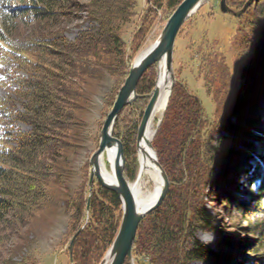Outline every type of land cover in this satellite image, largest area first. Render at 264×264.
Listing matches in <instances>:
<instances>
[{
	"label": "trees",
	"instance_id": "trees-1",
	"mask_svg": "<svg viewBox=\"0 0 264 264\" xmlns=\"http://www.w3.org/2000/svg\"><path fill=\"white\" fill-rule=\"evenodd\" d=\"M148 1L142 24L127 44L123 29L136 14L137 0H89L85 9L94 25L73 39L65 37L58 27L73 15L71 9L76 4L70 0H0V62L5 72L4 79L0 78V88L5 91L0 96V226L25 225L47 201L45 182L56 177L52 156L62 145L64 130L72 124L70 100L78 98L74 79L80 77L83 83L85 74L96 77L105 69L114 82L105 95H110L112 105L128 74L127 52L141 47L144 24L155 13L154 7L164 2ZM181 1L165 0V5L174 10ZM246 1L230 0V4ZM260 2L249 35L236 36L244 49L227 66L225 97L208 89L214 73H197L212 102L210 115L205 114L200 98L185 81L178 79L172 86L152 140L169 188L160 205L138 225L132 245L137 264H144L142 260L147 264H187L193 260L217 264V260H224L227 255L219 247H232L231 239L218 231L221 243L215 250L197 237L198 231L217 228L205 209L207 197L221 196L253 221L254 216H264V0ZM29 24L34 27L30 34L17 32L19 26ZM148 69L136 86L138 98L152 87V81L149 85L145 80ZM129 106L116 118L113 134L123 144L124 175L133 178L138 123H129L123 114ZM239 110L246 120L232 124L230 118ZM216 169L217 179L211 177ZM253 184H257L255 192ZM96 185L87 214L82 189L66 206L71 236L75 235L72 264H97L119 227L122 209L118 196L100 183ZM256 221L251 232L258 235L254 249L260 250L264 247V217ZM1 264H38V259L32 255L19 260L8 257ZM123 264H130L129 260Z\"/></svg>",
	"mask_w": 264,
	"mask_h": 264
},
{
	"label": "rangeland",
	"instance_id": "rangeland-1",
	"mask_svg": "<svg viewBox=\"0 0 264 264\" xmlns=\"http://www.w3.org/2000/svg\"><path fill=\"white\" fill-rule=\"evenodd\" d=\"M70 1L73 5L76 4L71 9L73 15L70 16L69 20L60 23L58 27L61 28L65 37L73 39L79 31L90 28L94 25V22L89 18L85 9V5L89 0ZM219 2L220 0H206L186 18L176 34L172 52L174 83L178 79L185 81L188 89L200 98L206 115L211 114L213 106L206 93L203 81L197 73L199 74V71L203 73L207 70L210 72L209 75L214 73L210 79L208 89L216 91L223 98L225 97L229 81V67L227 66L230 64L229 61L231 59L242 55L244 49L242 41L239 42L236 39L239 36L241 38L244 35H249L250 22L256 18L255 11L261 5L260 0H253L252 2H256V4L251 3L243 13L233 15L222 12L219 8ZM149 4L148 0H137L136 14L123 29V36L127 44H129L133 32H135L137 27L141 26V19L147 7L150 6ZM226 4L234 11H238L245 3L236 2L231 5L230 0H226ZM238 5L241 6L238 7ZM154 9L155 13H152L146 24H144L145 36L141 47L136 52H127L129 57L128 70L136 57L159 38L168 17L174 11L165 5V0L164 2L162 1L160 7H154ZM33 29V25L29 24L24 27L19 26L17 32L25 36L30 34ZM159 66L160 64L157 62L149 66L145 80L148 82L152 81V87L139 98L137 94L136 99L131 104H128L130 106L123 112L125 117L130 120L129 123H133V121L139 123L142 116L141 113H143L149 100V94L156 83ZM3 70L0 62V78L2 79H4L5 73ZM102 70L104 71L98 72L96 77H94V74H85L83 83L80 77L74 79L76 80L74 81L76 87L78 86L79 88L78 98L70 100L69 104L74 113L71 120L72 124L64 130L62 145L57 148L52 156V168L56 172V177H52L45 182L47 201L40 209L33 212L25 225L0 226V264L8 257H12L13 260H19L27 255L35 256L38 259V264H72L69 244L74 235L71 236V230L69 229V215L67 214L66 206L75 200L78 190L82 189L83 198L87 202L89 193L97 189L96 183L98 181L95 178L92 184L89 185L90 157L98 147L103 121L119 91L118 89L112 105H110V95L108 94L107 97L105 95L113 88L114 82L112 77L105 72V69ZM19 73L22 74L24 72L20 71ZM125 78H123V82ZM149 85H151V82ZM3 95H5V91L1 86L0 96ZM243 97L242 100H245ZM17 107L21 108L18 104ZM165 108L156 115V128L150 141L151 144L163 119ZM244 119L246 120V117L243 116L242 110H239L238 113L231 116L230 122L238 125V121L242 122ZM16 124L25 129L29 128L23 122H17ZM113 129L114 125L112 135L122 144L120 137L113 134ZM222 133L226 134L224 130ZM217 135L218 133H216L215 137ZM230 136L232 137V133H230ZM152 148L154 149V147ZM136 152L135 143L137 163L134 177H126L129 182L134 181L138 173L139 164ZM216 174L217 169L212 173L211 177L217 179ZM256 185L253 184L252 186L253 192L257 188ZM148 186L150 188L151 184ZM210 187L211 185L208 184L207 189ZM239 189L242 188L239 187ZM205 209L212 215L214 227H217V231L215 229L198 231L197 237L215 250H218V242H220L218 231L221 232L222 236L231 239L233 243L232 247L219 245V249L225 251L227 256L224 260H217V264H261L262 260L264 261V247L260 250L254 249L258 243V235L251 232V229L256 226L254 224L256 219L258 220L256 222H259L264 216L261 218L254 216L253 221L249 216H245L238 210L233 209L230 204L222 200L221 196L215 199H208L207 197ZM85 212L86 214L88 213L86 207ZM249 219H251V222ZM142 261L147 264L146 260ZM134 262L137 264L135 258ZM187 264L211 263L193 260Z\"/></svg>",
	"mask_w": 264,
	"mask_h": 264
},
{
	"label": "water",
	"instance_id": "water-1",
	"mask_svg": "<svg viewBox=\"0 0 264 264\" xmlns=\"http://www.w3.org/2000/svg\"><path fill=\"white\" fill-rule=\"evenodd\" d=\"M205 1L206 0H182L178 4V6L168 17L164 27L161 30L159 38L154 42L153 46L146 54H144L137 61L131 64L128 70V74L124 79L123 84L119 88L113 105L103 121L100 130L98 147L90 157L91 170L89 175V185L92 184L95 178L101 186L114 191L121 202L122 215L116 235L112 240L104 257L100 260L99 264H104L106 262L107 255H109L110 257L108 264H123L125 259H128L131 264H135L132 253V245L136 236L138 225L144 216H146L150 211L160 205L169 188L168 176L159 163L158 157L156 155L155 164L162 178V186L159 195L157 199L146 209L140 211L137 209L128 185L129 181L124 175L125 156L123 146L121 142L112 135L114 122L117 116L120 114L121 110L136 99V86L143 72L153 63L157 62L159 64L162 59L165 60L166 71L170 79V93L174 83L172 52L176 34L186 18L190 16ZM252 1L253 0H247L240 10L234 11L226 4V0H220L219 8L222 12L239 15L243 13L248 6L251 5ZM159 95L160 90L155 83L154 88L149 94V100L143 110L141 119L137 126L136 148L139 140L144 135L147 123L152 114L154 106L156 105ZM112 145L116 146V159L114 164L116 181L107 182L100 174L98 159L100 153L104 150V148ZM150 147H153L151 143ZM90 194L91 192L89 193L87 199V211L89 209ZM74 237L75 235L72 237L69 244L70 252L72 250Z\"/></svg>",
	"mask_w": 264,
	"mask_h": 264
},
{
	"label": "bare ground",
	"instance_id": "bare-ground-1",
	"mask_svg": "<svg viewBox=\"0 0 264 264\" xmlns=\"http://www.w3.org/2000/svg\"><path fill=\"white\" fill-rule=\"evenodd\" d=\"M153 44L145 48L139 54V56L136 57L134 62L137 61L141 56L146 54L153 46ZM159 64L160 66L158 70L159 73L157 76L156 85L160 90V95L149 118L144 135L137 144L136 153L139 164L137 176L134 181L128 182L136 207L139 211L146 209L157 199L162 186V178L155 164L156 153L155 150L150 147V141L156 128V115L164 110L169 96L170 79L166 71L165 60L162 59ZM115 159V145L105 147L99 155V171L101 176L107 182L116 181L114 172ZM149 184H151L150 188L148 186ZM109 259L110 257L109 255H107L106 262L104 264H108Z\"/></svg>",
	"mask_w": 264,
	"mask_h": 264
}]
</instances>
